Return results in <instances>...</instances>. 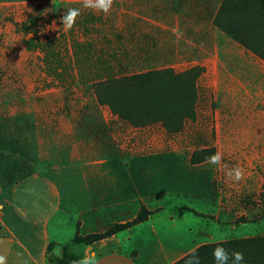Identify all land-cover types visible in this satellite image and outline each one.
Instances as JSON below:
<instances>
[{
  "label": "rangeland",
  "instance_id": "obj_1",
  "mask_svg": "<svg viewBox=\"0 0 264 264\" xmlns=\"http://www.w3.org/2000/svg\"><path fill=\"white\" fill-rule=\"evenodd\" d=\"M69 7L81 15L66 32ZM218 9L241 42L214 25ZM31 14L33 29L58 42L48 71L58 67L59 80L17 30ZM150 71L174 75L155 83L173 108L195 97L194 118L177 132L131 126L98 105L95 82ZM217 151L244 169L242 181L206 162ZM0 153V238L26 237L13 194L48 173L79 236L127 226L120 251L144 264H177L192 249L216 264L217 246L264 264V0H114L108 15L82 0H0ZM35 186L18 188L21 206L40 203ZM143 211L163 222H138Z\"/></svg>",
  "mask_w": 264,
  "mask_h": 264
},
{
  "label": "trees",
  "instance_id": "obj_2",
  "mask_svg": "<svg viewBox=\"0 0 264 264\" xmlns=\"http://www.w3.org/2000/svg\"><path fill=\"white\" fill-rule=\"evenodd\" d=\"M39 7L40 6H38L37 9L40 10ZM220 9H218L215 15L214 25L224 31L231 39L236 42H241V39L238 37L235 30L224 28L219 24L218 14L220 13ZM36 22L37 20L35 19L34 14H31L24 23H16L15 25L17 30L22 31L24 35L23 43L26 46V50L32 53L39 52L43 54L42 60L45 61L44 67L48 71V69L51 70L49 56L51 54L54 56L52 49L58 42L55 38L51 39L49 37H42L37 30H34L33 28L36 26ZM31 33L33 35L29 37ZM57 69L58 67H55L54 72H47L55 81L56 79L59 80V77L62 76V72ZM157 72L150 71L125 77H111L95 82L93 86L99 103L98 105L108 106L118 119L131 126L146 127L160 123L169 131L177 132L183 128L185 120L194 118L193 107L195 97L190 103L187 102V105L185 102V106H177L178 109L173 108L172 104L173 102L174 104L176 102V100L172 98L173 95H171V98L163 97L165 99H161L162 97L158 94V89L156 88L155 83H159V81L163 83H171L170 79L175 77L174 75L167 74L166 76L160 73L154 75ZM152 75L154 76L152 77ZM51 83L50 85H47V87H51ZM193 86L194 85H192L188 92L196 96ZM144 112L147 116L143 120L139 118V114H143ZM3 156L4 155L0 153V157ZM146 213V211H143L138 222L144 223L148 220L149 213L145 216ZM126 228L127 226H117L104 235L79 236L77 233L71 242L62 246V258L58 257L56 261L61 262L62 264H73V261L79 260L84 256L85 248L107 239L110 236H114ZM52 246L53 245L49 246L48 249L51 250ZM188 258L189 256L177 264H185V261Z\"/></svg>",
  "mask_w": 264,
  "mask_h": 264
},
{
  "label": "crops",
  "instance_id": "obj_3",
  "mask_svg": "<svg viewBox=\"0 0 264 264\" xmlns=\"http://www.w3.org/2000/svg\"><path fill=\"white\" fill-rule=\"evenodd\" d=\"M28 181L36 185L37 191L33 193L40 203L33 202L32 205L25 203L21 206L17 201L18 188ZM24 182L15 190L12 201L26 225L27 235L20 237L12 233L11 236L0 238V249L4 251L0 255L7 257V264H62L56 261L57 251H61L62 246L71 242L78 233V221L71 216L74 210L66 206V193L59 188L55 175L42 173ZM75 198H78L76 193ZM155 219L163 222L159 221L155 214L151 215L146 223ZM122 238L124 234H117L95 243L85 249L84 256L95 252L99 264H144L140 254L134 256L132 253L120 251ZM51 245L53 246L49 250ZM109 248H112V251Z\"/></svg>",
  "mask_w": 264,
  "mask_h": 264
},
{
  "label": "clouds",
  "instance_id": "obj_4",
  "mask_svg": "<svg viewBox=\"0 0 264 264\" xmlns=\"http://www.w3.org/2000/svg\"><path fill=\"white\" fill-rule=\"evenodd\" d=\"M114 0H82V6L84 9H90L95 12H102L105 15L110 14ZM81 15V9L75 7L66 8L64 15L61 17V24L64 31H71L75 24L77 18ZM56 26V22L53 21L51 27ZM55 28V27H53ZM176 31L175 29L173 30ZM223 154L220 151L215 152L211 156L206 158V162L209 164L217 165L220 170H223L225 176L232 180L234 183H239L244 179L245 171L239 165H235L231 168L227 164H222ZM57 256L62 258V252L57 251ZM213 256L216 264H229L231 259L232 264H241L244 260V255L242 252L234 251L229 256L228 251L222 247L217 246L213 250ZM0 264H7V257L5 255H0ZM73 264H99L95 252L89 255L83 256L79 260L73 261ZM185 264H200L199 256L196 249H192L189 253V258L186 259Z\"/></svg>",
  "mask_w": 264,
  "mask_h": 264
}]
</instances>
